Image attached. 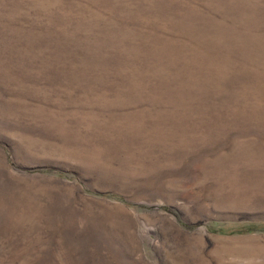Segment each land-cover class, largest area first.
<instances>
[{
	"label": "rangeland",
	"instance_id": "1",
	"mask_svg": "<svg viewBox=\"0 0 264 264\" xmlns=\"http://www.w3.org/2000/svg\"><path fill=\"white\" fill-rule=\"evenodd\" d=\"M0 264H264V0H0Z\"/></svg>",
	"mask_w": 264,
	"mask_h": 264
}]
</instances>
